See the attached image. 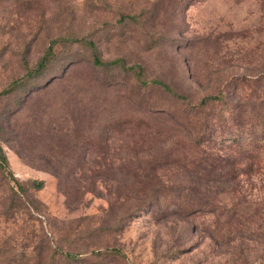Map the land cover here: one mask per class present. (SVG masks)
I'll use <instances>...</instances> for the list:
<instances>
[{
  "label": "rangeland",
  "instance_id": "1",
  "mask_svg": "<svg viewBox=\"0 0 264 264\" xmlns=\"http://www.w3.org/2000/svg\"><path fill=\"white\" fill-rule=\"evenodd\" d=\"M0 146L1 261L264 264V0H0Z\"/></svg>",
  "mask_w": 264,
  "mask_h": 264
},
{
  "label": "trees",
  "instance_id": "2",
  "mask_svg": "<svg viewBox=\"0 0 264 264\" xmlns=\"http://www.w3.org/2000/svg\"><path fill=\"white\" fill-rule=\"evenodd\" d=\"M57 43L56 40H53L50 42L49 46L47 47V49L45 50V52L42 54V56L39 58V60L36 62L35 66L32 67L30 70L27 71V73L24 76H21L20 78L14 80L9 87L7 88V92H11L14 89H17L19 87H21L22 85H24L25 81L31 78H35L38 77L39 75L43 74L44 69H46V67L48 66V64L51 62L52 57L54 56V45ZM82 43L89 49V59H90V63L92 65V67L98 69L99 71L102 70H113V68H117L118 70L124 71V72H130L135 80L136 84H139L140 86H146L147 88L151 87L154 91L156 92H166L167 95H170L172 98L175 99V101H179V102H185L184 100L186 99V96L183 95L182 93H178L176 91H174L166 82L159 80V79H151L149 82L148 81H143L142 77H143V71H142V67L139 66L138 64H133V65H126L125 61L122 58H114V59H103L100 57V55L98 54V51L96 49L95 44L92 41H82ZM222 96L219 93L213 94V95H205L203 96L200 101L197 104H193L192 107L197 110L200 107H204L207 104L210 103H214L217 101H222ZM201 127V133L203 135H205L203 132H205L206 130L205 127L207 126L206 123L204 122H200ZM152 130H154V133H158L160 135H166L169 133V130H160L157 129L155 130L154 128H152ZM198 146L199 144L197 143L195 145V151H198ZM7 159L5 156V153L2 149V147L0 146V177L1 178H7L9 171L7 169ZM13 182L15 181V184L17 185V190L20 191L21 190V186L18 185V182L16 181L15 178H13ZM41 183H38V185H40ZM37 185V184H36ZM12 191H10V196L11 197H15V200L13 201L12 204H14V202H16L19 198V193L13 189V187L11 188ZM13 207H15V205H12ZM3 252L4 251H0ZM1 255V253H0ZM56 253L55 251H52L50 253H38V259L40 261V264H46L47 260H53V258L55 257ZM69 255V254H66ZM0 264H11L10 262H8V258H5L4 261L0 260Z\"/></svg>",
  "mask_w": 264,
  "mask_h": 264
}]
</instances>
